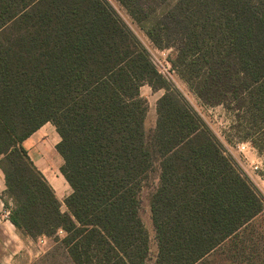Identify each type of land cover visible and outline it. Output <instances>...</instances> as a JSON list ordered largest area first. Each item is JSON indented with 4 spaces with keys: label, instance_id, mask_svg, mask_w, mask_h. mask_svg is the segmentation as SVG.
I'll list each match as a JSON object with an SVG mask.
<instances>
[{
    "label": "trees",
    "instance_id": "1",
    "mask_svg": "<svg viewBox=\"0 0 264 264\" xmlns=\"http://www.w3.org/2000/svg\"><path fill=\"white\" fill-rule=\"evenodd\" d=\"M205 107L233 113L264 154V0H117ZM0 195L25 237L70 264H264L246 227L264 210L207 123L153 65L105 0H0ZM163 91L147 133L141 88ZM51 123L63 204L25 141ZM61 234V235H60Z\"/></svg>",
    "mask_w": 264,
    "mask_h": 264
},
{
    "label": "rangeland",
    "instance_id": "2",
    "mask_svg": "<svg viewBox=\"0 0 264 264\" xmlns=\"http://www.w3.org/2000/svg\"><path fill=\"white\" fill-rule=\"evenodd\" d=\"M105 2L108 3L120 20L136 36L143 47L148 51L150 58L160 63L159 71L163 72L169 83L174 88L179 90V92L187 100L194 111L207 123L208 127L221 143L226 155L231 159L237 170L247 178V180L261 195L264 201V154L260 153L250 140L242 139V136L245 134L241 129H239L238 123L234 121L235 119L233 117V113L225 111L222 106L213 108L205 107L197 98V96L189 89L187 84L173 70L170 61L171 58L174 57V51L172 49L158 50L148 39L145 32L140 29V27L133 21V19L128 15L126 10L119 4L117 0H105ZM1 12L3 11L0 9V24L2 18ZM140 92L141 96L147 100L149 105V111L145 122V128L149 134L152 132L156 124L157 100L163 95L164 92L151 91L149 86H143ZM51 126L53 125L51 124ZM56 139L59 141L60 138L58 135H56ZM31 143L33 142H26L24 146L30 147ZM239 143H249L252 149L243 154L236 148ZM54 146L56 147V145ZM54 146L51 147L53 156L48 160L49 165L45 172L51 179L56 181V183L57 180L63 179V184H58V192H55V194L62 204V208L65 209L63 201L70 194L71 188L61 174L60 169L64 164V161ZM255 163H257L259 166L258 171L253 170ZM158 174L159 171L157 167H155L141 192L140 217L149 233L150 240V252L147 264L155 263L158 251L149 203L150 196L154 192L158 183ZM2 215H7V217H9V213L7 214L5 210L3 211ZM246 229L248 234L250 233L255 237H259L257 246L259 250H262L264 248V210L258 217L248 224ZM34 241H38L37 246L34 242L30 241L24 242V244H17L18 242H15V244L9 246L8 255H12L14 252H16L17 256L21 255V258L25 259L26 261L31 260L33 261V264H70L65 253L52 240L42 237Z\"/></svg>",
    "mask_w": 264,
    "mask_h": 264
},
{
    "label": "crops",
    "instance_id": "3",
    "mask_svg": "<svg viewBox=\"0 0 264 264\" xmlns=\"http://www.w3.org/2000/svg\"><path fill=\"white\" fill-rule=\"evenodd\" d=\"M150 88V87H149ZM151 91H153L150 88ZM51 124L44 125L41 129H39L35 134H33L30 138H28L26 142L32 141L30 147H26L29 152V155L34 162L35 166L42 172V174L46 177L49 184L53 187L55 192H58V184H63V179H59L54 181L51 179L45 172L46 168L49 165L48 160L53 156V152L51 147L57 145L60 141L56 139V129L53 128ZM59 137V135H58ZM24 143V144H25ZM55 147V146H54ZM34 150V151H33ZM33 151V152H31ZM6 189L5 177L4 173L0 169V195ZM71 193V192H70ZM4 211L3 202L0 199V264H33L31 260H25L21 258L22 256H17L16 252L12 255H8V248L15 242L17 244H24V242H34L36 246L38 245V241H34L29 237L23 236L9 221L7 215H2ZM40 242V240H39ZM16 244V246H17Z\"/></svg>",
    "mask_w": 264,
    "mask_h": 264
},
{
    "label": "built area",
    "instance_id": "4",
    "mask_svg": "<svg viewBox=\"0 0 264 264\" xmlns=\"http://www.w3.org/2000/svg\"><path fill=\"white\" fill-rule=\"evenodd\" d=\"M151 61H152L153 65L157 68V70L159 71L160 63L154 61L153 59H151ZM159 73L168 81L167 77L164 76L162 71H159ZM236 148L239 152H241L243 154H245L246 152H248L252 149V147L250 146L249 143H239L236 146ZM258 169H259V166L257 165V163H255L253 170L258 171ZM6 213L8 214V211H6Z\"/></svg>",
    "mask_w": 264,
    "mask_h": 264
}]
</instances>
